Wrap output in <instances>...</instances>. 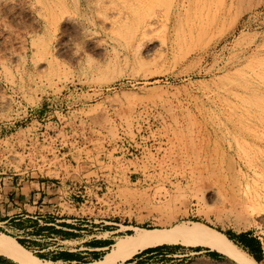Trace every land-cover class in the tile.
<instances>
[{
	"label": "rangeland",
	"instance_id": "1",
	"mask_svg": "<svg viewBox=\"0 0 264 264\" xmlns=\"http://www.w3.org/2000/svg\"><path fill=\"white\" fill-rule=\"evenodd\" d=\"M0 61V177L54 199L26 220L54 228L51 247L114 238L56 264L191 222L264 264V0H0ZM121 219L133 231L107 234ZM247 233L261 251L237 244ZM199 261L233 264L182 245L125 264Z\"/></svg>",
	"mask_w": 264,
	"mask_h": 264
},
{
	"label": "crops",
	"instance_id": "2",
	"mask_svg": "<svg viewBox=\"0 0 264 264\" xmlns=\"http://www.w3.org/2000/svg\"><path fill=\"white\" fill-rule=\"evenodd\" d=\"M29 176L15 177L13 180L0 177V232L6 234L15 232L17 234H24V236L14 237L20 241L24 247L27 245L34 246L38 253H41L45 258L44 260L56 263L72 262L70 260L87 259V257H97L101 255L102 251L109 249L112 246V240L114 238H101L98 237L93 241H82L85 244L77 247L76 249L58 248L57 246L51 247L50 244L45 243L47 240H41L38 237H42V234L54 232V228H37V223L34 221L26 220L27 217L42 218L43 213H47L49 209L48 205L53 203L45 190L37 191L40 189L38 182L30 181ZM28 180V181H26ZM38 185V186H37ZM32 215V216H31ZM27 221L30 224H34V228L38 229L36 235H33L31 228H27ZM110 228L106 231L109 235L117 233L133 231L134 225H129L125 220L121 219L120 222H110ZM59 228V226H56ZM125 229V230H124ZM48 230V231H46ZM16 234V235H17ZM54 235L53 233L51 234ZM62 243L71 242L68 236H61ZM51 240V239H50ZM19 242V243H20ZM20 243V244H21ZM78 245V244H77ZM29 248V247H28ZM55 249V251H54ZM51 251V252H50ZM70 259V260H69ZM0 264H7V262L0 258ZM135 264V263H133Z\"/></svg>",
	"mask_w": 264,
	"mask_h": 264
},
{
	"label": "bare ground",
	"instance_id": "3",
	"mask_svg": "<svg viewBox=\"0 0 264 264\" xmlns=\"http://www.w3.org/2000/svg\"><path fill=\"white\" fill-rule=\"evenodd\" d=\"M164 209V212H172L171 205ZM134 230V235L119 238L102 259L84 264H125L141 251L164 245L204 246L221 253L233 264H259L253 256L241 249L224 233L200 222L176 224L166 229L150 230L136 227ZM0 255L17 264H52L51 261L35 256L16 239L1 232ZM196 264L210 263L199 261Z\"/></svg>",
	"mask_w": 264,
	"mask_h": 264
},
{
	"label": "trees",
	"instance_id": "4",
	"mask_svg": "<svg viewBox=\"0 0 264 264\" xmlns=\"http://www.w3.org/2000/svg\"><path fill=\"white\" fill-rule=\"evenodd\" d=\"M227 236L231 239V240H234V237L231 236V235H228ZM240 239H241V242H237V244H242L244 245L251 253L252 251H255V246H257L258 248V251H261V246H260V243L258 242V240H256L255 238H252L251 237V234L250 233H247V234H243L240 236ZM254 254V253H253ZM212 257L214 258H217L219 255L217 253H212L211 254ZM99 258V257H98ZM97 258V259H98ZM100 259V258H99ZM256 259L258 261H260V258L256 257ZM70 260V259H69ZM70 261H74V260H70Z\"/></svg>",
	"mask_w": 264,
	"mask_h": 264
},
{
	"label": "built area",
	"instance_id": "5",
	"mask_svg": "<svg viewBox=\"0 0 264 264\" xmlns=\"http://www.w3.org/2000/svg\"><path fill=\"white\" fill-rule=\"evenodd\" d=\"M16 176H18V174H16L15 177ZM83 197H88V192L87 191H85V193L83 194ZM93 198H100V196L97 194V195L93 196Z\"/></svg>",
	"mask_w": 264,
	"mask_h": 264
},
{
	"label": "clouds",
	"instance_id": "6",
	"mask_svg": "<svg viewBox=\"0 0 264 264\" xmlns=\"http://www.w3.org/2000/svg\"><path fill=\"white\" fill-rule=\"evenodd\" d=\"M4 68H5V64L2 61H0V70H3Z\"/></svg>",
	"mask_w": 264,
	"mask_h": 264
}]
</instances>
